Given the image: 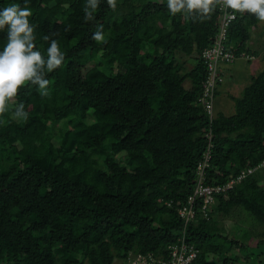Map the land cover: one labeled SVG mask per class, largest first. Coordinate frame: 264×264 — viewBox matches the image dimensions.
Here are the masks:
<instances>
[{"label":"trees","instance_id":"1","mask_svg":"<svg viewBox=\"0 0 264 264\" xmlns=\"http://www.w3.org/2000/svg\"><path fill=\"white\" fill-rule=\"evenodd\" d=\"M13 3L32 11L36 50L47 59L54 39L65 59L46 73L47 97L26 86L0 117V264L166 257L182 231L197 251L191 264H264V39L261 50L249 44L264 22L222 6L185 19L167 0H117L115 10L99 0L92 21L88 0H0V10ZM224 9L235 19L219 40ZM101 25L106 43L92 39ZM6 43L0 30V51ZM247 58L262 67L234 97L225 72L233 81ZM213 72L208 114L199 99ZM222 92L229 116L215 110ZM19 103L26 121L12 118ZM201 181L232 186L208 217L197 200L186 222L179 210ZM236 209L253 224L224 234L216 218Z\"/></svg>","mask_w":264,"mask_h":264},{"label":"clouds","instance_id":"2","mask_svg":"<svg viewBox=\"0 0 264 264\" xmlns=\"http://www.w3.org/2000/svg\"><path fill=\"white\" fill-rule=\"evenodd\" d=\"M107 3L110 8L115 10L117 0H107ZM167 4L169 12L173 15L180 12L187 13L185 19L193 18L200 21L210 19L217 6H222L225 9H232L233 13L247 12L255 15L259 21L264 22V0H167ZM98 7L99 0H88L85 20L92 21L94 19L93 11ZM31 16V9L21 7L16 3L0 10V30L6 29L7 33V43L0 51V117L10 111V105L15 103L19 91L26 86H36L39 95L47 97L50 94L48 90L50 81L46 78V73L55 71L64 63L65 53L61 51L57 41L50 40L48 35L43 37L46 41L50 40L47 59L41 51L36 50L35 28L29 20ZM92 39L106 43L102 25L93 33ZM205 90L200 99H202ZM211 101L213 104V96ZM11 115L12 118L18 120L26 121L28 119V113L24 110L23 103L16 104ZM5 123L7 121L0 119V125ZM153 256L162 257L161 255ZM121 261L129 264L127 259Z\"/></svg>","mask_w":264,"mask_h":264},{"label":"built area","instance_id":"3","mask_svg":"<svg viewBox=\"0 0 264 264\" xmlns=\"http://www.w3.org/2000/svg\"><path fill=\"white\" fill-rule=\"evenodd\" d=\"M235 16L233 13H228L224 9V13L221 20V26H220V34H219V40L224 39V35L226 32V28L228 24L234 20L233 18ZM227 58V55H226ZM213 66L215 65H209V68L213 69ZM215 72L212 73L211 78L208 82V88H206L202 99H200L202 106L204 107L205 111L208 114L212 113V101L211 97L212 94L210 92V88L212 86V81L216 75H214ZM247 173H250V170H248ZM202 175L201 173L199 174ZM232 182H230L225 187H219V186H207L204 185L203 182H199L197 187L195 188L192 195H190L187 199L188 206L183 207L179 210V216L185 221L191 220L193 217H195V211L193 209L194 204L197 200H201V208L202 213L205 216L207 215V208L209 205H211L214 201V195L224 192L226 189L231 188ZM197 257V251L194 250L192 246H190L186 242L185 238V232L182 231V234L177 239L176 243L169 245L167 247V256L166 257H160V256H153L151 254L149 255H134L130 254L127 257V262L130 264H191Z\"/></svg>","mask_w":264,"mask_h":264},{"label":"rangeland","instance_id":"4","mask_svg":"<svg viewBox=\"0 0 264 264\" xmlns=\"http://www.w3.org/2000/svg\"><path fill=\"white\" fill-rule=\"evenodd\" d=\"M262 24H259L257 30L252 33L251 41L249 43L250 45L256 47V49L260 48V50L263 47L262 41L264 39V26ZM247 60L249 61L241 59L239 61H236L238 62L239 65L233 64V67L231 68V70L235 74V77L234 78L232 77V79H234L233 81L232 80L229 81L228 75L230 76V73L228 71L225 72L224 88L230 91L234 97H238L242 95L243 90L250 85L251 77L254 74H257L259 69H261L262 67L261 64L262 62L261 61L258 62L256 58L255 59L249 58ZM186 67L187 69H190L192 67L188 59L186 62ZM222 68L225 70L228 69L227 65L223 66ZM228 94L230 93L222 92V94L219 95V98L218 97L215 98L216 112L221 113L225 116H229L231 113H234L233 102L227 96ZM231 213L232 215L229 218H221V217L216 218L218 219L217 220L218 227L224 228V234L226 228L228 230L231 229L232 232L234 231L242 232L244 228L250 227V225L253 224V220L249 218L248 215L245 214L241 209L232 210ZM259 239H260L259 237L255 236V238L251 241V243L254 245ZM114 264H127V263H124L123 261H121V259H119V260H115Z\"/></svg>","mask_w":264,"mask_h":264},{"label":"crops","instance_id":"5","mask_svg":"<svg viewBox=\"0 0 264 264\" xmlns=\"http://www.w3.org/2000/svg\"><path fill=\"white\" fill-rule=\"evenodd\" d=\"M224 91V90H223Z\"/></svg>","mask_w":264,"mask_h":264}]
</instances>
